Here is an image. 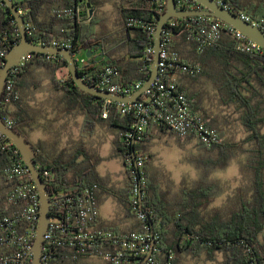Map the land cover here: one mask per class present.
I'll return each mask as SVG.
<instances>
[{
	"label": "trees",
	"instance_id": "1",
	"mask_svg": "<svg viewBox=\"0 0 264 264\" xmlns=\"http://www.w3.org/2000/svg\"><path fill=\"white\" fill-rule=\"evenodd\" d=\"M12 1L23 12L26 23L30 24L32 34L28 37L34 44L52 46L55 39H59L69 41L73 46L72 52L82 50L86 54L95 53L79 69V75L86 83L97 86L98 76L107 66L118 70L114 84L127 86L149 80L151 69L146 70L145 54L147 47L154 46L153 32L142 26H129L128 20L153 25L156 30L161 13H158L152 0H136L135 4L120 7L118 24L123 40H116V47L111 48L108 31H99L100 22L95 14L90 17V11L98 0ZM225 1L233 13L243 12L252 21H263L261 27L264 30L263 4L253 0ZM79 7H84L85 11L74 19L56 13L57 10L66 8L77 11ZM197 7L200 5L191 0L189 6L180 9ZM172 20L176 26L170 29V48L178 52L183 62L199 69L195 74L171 72L179 76L178 88L192 107L186 85L189 80H205L207 87L203 89V102L208 108L217 109L224 115L223 127H220L218 115L217 118H209L203 114L206 124L219 132L222 143L208 148L198 142L201 150L217 153L218 158L217 161L207 160V164L212 165L192 187H184L180 194L174 195L165 193L157 184L151 183L150 178L148 180L142 209L148 215L151 229L158 236L155 259L157 264H188L189 261L195 264H264V52L256 54L241 51L231 28L223 29L220 40L200 52L196 37L201 17ZM122 36L116 38L120 39ZM20 38L13 15L0 0V51L8 53L20 42ZM99 45L103 47L104 57L108 58H104L105 66L97 65L99 57L96 54L102 52L97 48ZM4 64L5 59H0V70ZM38 71L46 73L51 86L46 98L41 101L33 97L40 81L30 80ZM12 78L15 90L10 97L11 101L7 103L4 100L0 105V116L2 119L10 117L15 123L13 128L26 137L22 128L24 121H28L26 124L31 129H41L49 135L51 140L33 145L37 167L49 171V176L43 177L49 192L80 191L98 184L99 199L102 178L97 167L101 160L93 158L83 139L70 140V134L65 136L67 128L63 125L56 126L59 119L67 115H82L86 120L85 128L90 131L99 125H106L114 132L115 155L122 160L128 176L123 203L133 215L130 204L131 179L126 158L139 149L150 158L146 151L150 128L142 144H128L125 136L135 123L133 115H122L118 103L114 102L107 108L108 116L104 118L105 100L82 94L70 76L68 62L60 56L33 55L24 68L12 72ZM20 95L27 98V104L19 99ZM32 98L35 103L30 105ZM12 105L16 107V111L10 109ZM40 118L44 123H39ZM232 124L240 127H233ZM159 127L180 140H194L193 136L182 138L163 126ZM239 154L243 158L240 161L241 176L250 186L246 190L237 188L224 209L214 208L212 203L221 194L222 188L210 178V173L218 167H226ZM11 159L8 152H0V216L15 217L20 206L6 203L14 186L4 174ZM147 164L148 162L145 170L148 171ZM133 217L135 218L134 215ZM106 229L120 234L116 229ZM140 230L139 224L134 231ZM22 231L19 229L20 233ZM15 250L16 247L11 245H0V255L10 254ZM49 253L52 257L50 264H93L97 259L85 252L74 259L73 250L64 247L52 246ZM219 255L222 260H218ZM99 260L100 264H106Z\"/></svg>",
	"mask_w": 264,
	"mask_h": 264
},
{
	"label": "built area",
	"instance_id": "2",
	"mask_svg": "<svg viewBox=\"0 0 264 264\" xmlns=\"http://www.w3.org/2000/svg\"><path fill=\"white\" fill-rule=\"evenodd\" d=\"M213 1L230 10L225 0ZM152 3L155 4L158 13L162 14L164 12L166 0H152ZM190 3L191 0H176L179 10L189 6ZM195 9H202V6L200 5ZM84 11V7H79L77 11L66 8L57 10L56 13L59 16L74 19ZM20 13L23 15L22 11ZM237 15L253 25L259 27L263 25V21H252L251 17L243 12ZM201 19L196 37L200 52L220 40L223 29L231 28L217 19L207 17H201ZM128 24L129 26H142L153 33L155 32L153 25H143V23L134 19H129ZM167 24H169V27L164 29L162 35L158 77L145 90L139 101L118 103L122 115L132 114L135 119L132 130L126 134L125 140L128 144H142L145 141L147 130L154 124L163 126L182 138L193 136L196 141L208 148L218 146L222 143L219 132L206 124L202 114L193 110L188 98L178 88L177 82L170 78L171 72L182 71L195 74L199 69L183 62L178 52L170 48L172 37L170 29L175 27L176 23L170 20ZM26 28L27 34L31 35L30 24L26 23ZM231 31L239 41L241 51L256 54L264 52L260 45L244 34L233 28H231ZM52 46L70 51L73 49L69 41H60L59 39H55ZM82 52V50L72 52L73 59L79 69L87 63V58L79 57ZM6 55L7 52L0 51V59H5ZM32 56L33 54L22 56L17 67L12 69L5 85V95L2 102L4 100L7 103L10 102V97L14 93L12 72L24 68L32 59ZM145 61L147 63L146 70L151 69L154 61L153 45L147 47ZM117 76L118 70L107 66L104 72L98 76L97 86L95 87L113 95L131 96L145 84L138 82L127 86L117 85L113 83L114 78ZM105 102L106 110L103 117L107 118V108L114 102L107 100ZM2 120L8 127L13 128L15 123L10 117ZM0 152H8L12 158L4 170L7 180L14 183L6 203L7 205L20 206L17 216H0V234L2 235L0 245L6 244L16 247L14 252L0 255V264L14 262L16 264H31L39 220V192L20 152L1 132ZM126 161L131 179V209L135 219L141 226V230L119 234L98 225L100 215L98 184L87 186L80 191L53 192L51 193L50 220L45 234L42 264H50L52 257L49 252L52 246L71 248L74 259H77L81 252H85L88 256L105 261L106 264H157L155 253L158 251L155 247L158 236L151 229L148 223V215L142 209L144 193L148 186L145 170L148 156L143 150L139 149L129 154ZM46 176H49V171L42 170V177ZM19 229L23 231L20 233Z\"/></svg>",
	"mask_w": 264,
	"mask_h": 264
},
{
	"label": "water",
	"instance_id": "3",
	"mask_svg": "<svg viewBox=\"0 0 264 264\" xmlns=\"http://www.w3.org/2000/svg\"><path fill=\"white\" fill-rule=\"evenodd\" d=\"M13 15L20 33V42L14 45L7 53L5 64L0 70V105L5 95V85L12 69L17 67L22 56L26 54L60 56L68 62V70L77 89L85 95L97 97L103 100L116 103H134L140 100L142 94L158 77L160 52L162 50V35L167 23L172 19H187L191 17H207L217 19L226 26L231 27L247 36L250 40L260 45L264 50V30L256 25L244 21L232 11L218 5L213 0H193L202 6V9L179 10L176 0H166L165 10L157 20V27L153 33L154 38V61L151 65V76L144 86L131 96L113 95L107 91L98 89L86 83L79 75V68L73 59V53L68 49L54 46H40L34 44L28 37L26 22L23 15L17 9L12 0H2ZM103 51L101 45L97 46ZM94 52H87V58L94 55ZM103 56V53L101 54ZM0 132L11 141L20 152L24 163L31 172V177L39 192L40 209L36 237L33 244V260L31 264H42L45 234L48 229L51 211V193L47 183L42 177V170L36 165V151L33 144L19 130L8 127L0 116Z\"/></svg>",
	"mask_w": 264,
	"mask_h": 264
},
{
	"label": "rangeland",
	"instance_id": "4",
	"mask_svg": "<svg viewBox=\"0 0 264 264\" xmlns=\"http://www.w3.org/2000/svg\"><path fill=\"white\" fill-rule=\"evenodd\" d=\"M119 0H99L95 8H92V12L95 14L97 21L103 23L110 29H114L118 18V12L116 4L114 2ZM256 3L264 5V0H253ZM79 57L87 58L86 52L83 51ZM33 81H40L38 90L35 91L33 97L35 100L40 101L46 98V93L51 89L48 83V77L44 71H38L34 74ZM32 88V86H31ZM30 103L33 105L34 99H31ZM71 115L72 120H77L76 116ZM70 115H67L68 117ZM66 116V117H67ZM57 124H61L60 122ZM77 125V124H76ZM238 126L239 125H233ZM232 128V127H231ZM69 134H72V128L66 129ZM78 128L76 127V139L78 138ZM90 151L93 158L100 159L98 170L100 172H107V175H112L114 172L118 173L120 168H123V163L120 158L115 154L113 142L115 140L114 132L106 125H99L91 130ZM34 139H47L43 131L41 133H34ZM240 136V134H238ZM45 137V138H44ZM65 137V136H64ZM73 136H68V139H72ZM33 139V137H32ZM35 140V141H36ZM41 140V141H43ZM51 140V139H50ZM148 149L146 151L151 152V158H148V172L152 178L151 183H156L165 190L178 191L180 187H192L197 181L201 179L202 174L212 164H207V160L212 159L217 161V153H211L201 150L199 148L198 141L194 140H180L171 133H165L154 136L146 144ZM148 152V153H149ZM239 154L236 158H233L226 167H218L210 173V178L213 181H217L222 188L221 194L212 203V207L218 209H224L229 203V197L233 196L237 188L247 189L250 184L241 176L240 161L243 159ZM221 190V189H220ZM96 258V257H94ZM218 260H222V256L219 255ZM99 260V258L95 259ZM100 263L99 261H96ZM188 264H195L193 261H189ZM211 264V263H210Z\"/></svg>",
	"mask_w": 264,
	"mask_h": 264
},
{
	"label": "crops",
	"instance_id": "5",
	"mask_svg": "<svg viewBox=\"0 0 264 264\" xmlns=\"http://www.w3.org/2000/svg\"><path fill=\"white\" fill-rule=\"evenodd\" d=\"M99 1V0H98ZM116 4V9L118 12V18L116 21V26L114 29H110L109 27L105 26L103 23L100 22V26L98 27L99 31L105 30L108 31L107 35L109 36V40L111 42V47H116L115 42H117L116 40H123V36L120 34L121 33V27L119 26V19H120V7H122L123 5L125 6H129L132 4L136 3V0H119L114 2ZM95 8V7H94ZM94 15V13L92 12V10L90 11V17H92ZM119 34V35H117ZM116 36H122L120 39L116 38ZM178 40H182V39H178ZM103 53V56H101V54ZM123 53H121L119 56L121 57ZM97 56V65L100 66H105L106 64L104 63L105 60H107L108 58L104 57V52H98L96 54ZM116 56H114L115 58ZM105 58V60H104ZM170 78L174 79L176 82L179 81V76L176 73L170 74ZM186 87L189 89L188 92L190 93V98H191V102L193 104L192 108L195 112H198L200 114H206V116H208L209 118H213L216 115L219 116V123H220V127H223L222 124V119H223V112H220L217 109H211L208 108V106L206 105L205 101L203 102L202 100V93H203V89L207 87V84L205 83V80L203 79H198V80H189V82L187 83ZM19 99L24 102L23 104H27L28 100L27 98H24L23 96L19 97ZM41 101V100H40ZM30 105H32L31 103H29ZM10 109L12 111H16V107L14 105L10 106ZM216 116V118L218 117ZM52 117V115L50 116V118ZM77 120H72L73 124L70 127L71 124V115L68 117L65 116V118H61L59 119V122L61 124H56V126H61L63 125L65 128L69 129L72 128V134L70 132V135L73 136V139H76V127L78 128V138L83 139L85 144L87 145V149H89L90 151V144L92 143V140L90 137L91 136V131L89 128H85V117L82 115L76 116ZM26 120V119H25ZM44 120L42 118H40L39 123H44ZM28 122V121H26ZM26 122H22V128L23 130L26 132L27 134V138L28 140L33 144H37L38 142H40L41 140H43V138L41 139H34V133H41V129H31L30 127L27 126ZM77 124V125H76ZM221 129V128H220ZM44 132V131H43ZM168 133L164 132L159 126H151L149 131H148V142H150L151 138L153 139L154 136L157 135H161V134H165ZM44 134L46 135V137L48 138L49 135H47V133L44 132ZM69 134L68 131H66L65 136H67ZM33 137V139H32ZM45 138V137H44ZM36 140V141H35ZM47 140V139H44ZM43 140V141H44ZM147 142V143H148ZM147 150H150V147L148 149L147 146ZM148 151V152H149ZM149 155L151 154V152L148 153ZM151 158V155H150ZM149 170V169H148ZM97 171L100 175V177L102 178V182H101V189L99 192V210H100V215H99V219H98V225L104 228H112V229H116L118 231H120V233H129L132 232L134 230H136L138 228L139 223L137 222V220L133 217V215L127 211L126 205L123 203L124 202V196H125V192L128 188V176L125 170V167L120 168L117 172H114L112 175H107V172L102 171L100 172L98 170L97 167ZM146 174H147V178L150 181L152 180L150 173L146 170ZM156 184V183H155ZM158 185V184H157ZM159 186V185H158ZM165 193H170V194H180L183 190V187H180V189L178 191H172V190H165L164 188H162L161 186H159ZM99 261L101 263L100 260H96ZM95 260L93 262V264H100L97 263Z\"/></svg>",
	"mask_w": 264,
	"mask_h": 264
}]
</instances>
